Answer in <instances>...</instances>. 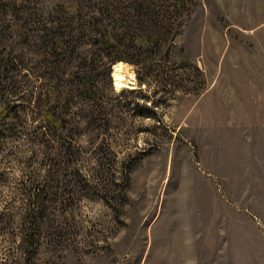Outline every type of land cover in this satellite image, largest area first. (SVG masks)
Instances as JSON below:
<instances>
[{
  "label": "rangeland",
  "instance_id": "374dc122",
  "mask_svg": "<svg viewBox=\"0 0 264 264\" xmlns=\"http://www.w3.org/2000/svg\"><path fill=\"white\" fill-rule=\"evenodd\" d=\"M148 1L185 23L170 62L119 91L83 71L62 133L27 94L45 68L0 88V264H264V0Z\"/></svg>",
  "mask_w": 264,
  "mask_h": 264
},
{
  "label": "trees",
  "instance_id": "16d2710c",
  "mask_svg": "<svg viewBox=\"0 0 264 264\" xmlns=\"http://www.w3.org/2000/svg\"><path fill=\"white\" fill-rule=\"evenodd\" d=\"M29 1L0 0V38L3 28L18 48L17 52L0 54V88L26 79L28 63L45 68L44 74L38 75V91L27 94L41 107L43 119L59 133L73 109V100L86 101L93 91L92 81L87 88L80 73L88 72L90 78L96 73L99 81L110 84L112 64L128 62L137 68L139 83L143 84L145 65L156 62V54L164 53L163 59L170 62V48L161 52L159 43L166 38L173 42L185 24L175 30L166 12L167 23L159 21L160 14L150 13L148 0H47L46 9L34 8ZM27 54L30 58L24 61ZM183 63L198 70L187 60ZM156 70L154 65L152 72ZM173 79L161 82L167 86Z\"/></svg>",
  "mask_w": 264,
  "mask_h": 264
},
{
  "label": "bare ground",
  "instance_id": "6f19581e",
  "mask_svg": "<svg viewBox=\"0 0 264 264\" xmlns=\"http://www.w3.org/2000/svg\"><path fill=\"white\" fill-rule=\"evenodd\" d=\"M111 77L118 91L124 88H137L135 75L130 71V67L126 63H115L111 70Z\"/></svg>",
  "mask_w": 264,
  "mask_h": 264
},
{
  "label": "crops",
  "instance_id": "0c3cea01",
  "mask_svg": "<svg viewBox=\"0 0 264 264\" xmlns=\"http://www.w3.org/2000/svg\"><path fill=\"white\" fill-rule=\"evenodd\" d=\"M258 91V97L257 99H261L260 107L258 111H255V114L253 115V120L260 126L264 128V87H257L255 89ZM261 94V95H260Z\"/></svg>",
  "mask_w": 264,
  "mask_h": 264
},
{
  "label": "water",
  "instance_id": "95a60500",
  "mask_svg": "<svg viewBox=\"0 0 264 264\" xmlns=\"http://www.w3.org/2000/svg\"><path fill=\"white\" fill-rule=\"evenodd\" d=\"M118 62V61H117ZM115 64V63H114ZM112 68H113V64H112V66H111V70H112Z\"/></svg>",
  "mask_w": 264,
  "mask_h": 264
}]
</instances>
